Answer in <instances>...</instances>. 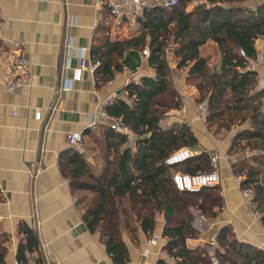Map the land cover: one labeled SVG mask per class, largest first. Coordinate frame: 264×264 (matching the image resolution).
I'll use <instances>...</instances> for the list:
<instances>
[{
    "label": "trees",
    "instance_id": "trees-1",
    "mask_svg": "<svg viewBox=\"0 0 264 264\" xmlns=\"http://www.w3.org/2000/svg\"><path fill=\"white\" fill-rule=\"evenodd\" d=\"M193 1L177 0L169 7L149 6L135 19L137 34L117 41L95 38L90 48V57L100 60L93 74L97 87L122 71L124 53L130 48H146L147 63L154 70L153 76H142L125 85L127 99L116 97L106 107L135 134L134 141L99 124L98 132L85 129L80 149L66 150L60 160L62 173L77 194L84 222L92 232L99 233L113 264L128 262L124 233L134 235L141 230L146 236L152 235L156 216L167 205L172 211L161 235L166 238L163 249L171 262L160 263L212 264L206 244L189 248L186 240L200 234L192 226L190 207L214 217L217 211L213 208L222 203L218 187L180 191L171 180L174 167L190 174L212 170L210 153L202 150L173 166L165 164L166 157L175 150L199 145L186 123H161L169 110L182 105L172 82L170 59L177 70L185 71L184 83L196 89L195 103L205 104L208 129L227 133L235 125L248 123L247 128L232 135L228 154L234 149L247 148L250 152L234 161L231 168L241 177L242 189L251 187L252 208L260 213L264 225V87L257 88V71L246 68V60L256 54V40L264 38V1L249 7L244 4L246 0H201L189 8ZM208 39L219 48L217 66L209 65L200 55L199 48ZM240 49L246 57L240 55ZM18 232L22 238L17 260H22L25 249L36 252L38 238L23 222ZM7 240L8 235L0 234V264L5 262ZM215 240L214 257L220 264H264V251L237 239L230 226L221 227Z\"/></svg>",
    "mask_w": 264,
    "mask_h": 264
},
{
    "label": "crops",
    "instance_id": "crops-1",
    "mask_svg": "<svg viewBox=\"0 0 264 264\" xmlns=\"http://www.w3.org/2000/svg\"><path fill=\"white\" fill-rule=\"evenodd\" d=\"M263 1L246 0L244 4L255 7ZM200 2L194 0L189 8ZM135 19H114L100 0H0L2 60L11 55V43L18 41L31 72L30 82L13 91H6L0 80V234L8 235L4 264L17 261L22 238L18 226L22 222L36 232L38 264H113L99 233L92 232L84 222L77 194L62 173L60 160L66 150L80 149L81 144H69L68 134L88 128L87 115L95 112L98 101L110 95L127 99L125 85L142 76H153L154 70L142 51L130 48L124 53L122 71L99 87L88 71H83L79 81L73 80L69 90L61 91L60 87L73 77L78 66L77 49L86 47L90 56L95 38L117 41L137 34ZM209 47L210 54L206 52ZM255 48L264 51V40L257 39ZM199 52L209 65L220 63V51L213 40L208 39ZM170 66L174 87L182 99L189 98L190 104L185 112L181 106L169 110L161 123L169 126L183 122L190 126L199 139V145L191 147L192 155L208 150L210 156H226L218 162L221 207L213 208L217 211L214 217L190 207L192 226L200 234L196 239H187L186 245L195 248L206 244L214 256L215 235L227 225L237 239L264 251V225L244 198L229 162L228 148L234 132L213 133L194 119L198 93L184 83L185 71L177 70L173 59ZM2 71L0 66V79ZM257 81L264 87V67L257 70ZM38 111L41 114L36 119ZM94 130L98 132L97 126ZM171 211L167 205L152 235L146 236L141 230L134 235L124 233L127 264L171 262L163 249L166 238L161 235ZM212 238L214 244L210 243Z\"/></svg>",
    "mask_w": 264,
    "mask_h": 264
},
{
    "label": "built area",
    "instance_id": "built-area-1",
    "mask_svg": "<svg viewBox=\"0 0 264 264\" xmlns=\"http://www.w3.org/2000/svg\"><path fill=\"white\" fill-rule=\"evenodd\" d=\"M101 3L106 5L109 9L110 15L116 20L122 19H135L137 16H141L145 9L152 5H160L163 7H169L174 5L177 0H100ZM264 40V38H263ZM20 42L14 41L11 43V55L5 61L2 60V53L0 52V66L3 67L1 74V83L6 91H13L20 86L26 85L30 82L31 72L30 63L28 58L19 49ZM69 48V47H68ZM69 50V49H68ZM78 52V66L74 68L73 77L66 79L62 82L60 87L61 91H67L71 88L72 81H79L83 71H88L92 75L97 67L100 65V60L97 58H91L87 54L86 47H80L77 49ZM145 57L148 56V50L145 48L142 50ZM240 55L246 57L244 50L240 49ZM260 67H264V51L256 49L254 57L246 60V68L249 70L257 71ZM95 84V80H93ZM113 97L107 96L97 102L95 106V112L87 115L88 117V128H95L99 124H104L110 127L112 130L119 134L126 136L127 140L132 142L135 140V134L130 128L123 122L120 117H117L106 110L107 105L112 102ZM190 104L189 98L185 97L182 99V105L180 110L185 112ZM40 111L35 113L34 117L38 119L40 117ZM207 116L208 111L204 103L195 104V117L194 119L199 123L207 127ZM82 133L71 132L68 134L69 144L80 145L82 143ZM193 151L189 146H183L174 152H172L165 159V164L173 166L180 163L190 156ZM221 159L226 160V156H221L218 153L210 156V163L212 170L197 172L194 174L173 171L171 173V180L174 186L180 191L198 192L204 187H213L220 183V174L218 170V162ZM235 180L237 184H240L241 177L236 176ZM242 194L246 199L248 205L252 208L253 203V192L251 187L242 189ZM253 209V208H252ZM257 212V211H256ZM257 216L260 219V213L257 212ZM151 239L150 242H154ZM210 243L214 244L215 240L212 238ZM14 264H38V256L35 251L29 249L24 250V257L22 260H17ZM212 264H220L216 257L212 256Z\"/></svg>",
    "mask_w": 264,
    "mask_h": 264
},
{
    "label": "rangeland",
    "instance_id": "rangeland-1",
    "mask_svg": "<svg viewBox=\"0 0 264 264\" xmlns=\"http://www.w3.org/2000/svg\"><path fill=\"white\" fill-rule=\"evenodd\" d=\"M206 52H208V53L210 54V47L207 49ZM213 56H214V52L211 53V56H210V57L213 58ZM259 87H260V84H259L258 81H257V88H259ZM262 109H264V98L262 99ZM247 127H248V123H245V124H243V125H235V126L233 127V129H232L230 132H234V133H235L236 131H238V130H240V129H242V128H247ZM230 132L225 133L224 131H222V132H220V134H228V133H230ZM234 150H236V151H234V152H232V153L230 154V160H229V162L231 163V165H232V163H233L234 161H236V160H240V159H243V158H245L246 156H249V155H250V152L247 151V148H246V149H243V150H239V149H234ZM174 170H176V171H181V170H179V169L176 168V167H174L173 171H174ZM196 199H197L196 197L193 198L194 201H197ZM190 211H191V210H190ZM159 215H160V214H158V215L156 216L157 219H158Z\"/></svg>",
    "mask_w": 264,
    "mask_h": 264
},
{
    "label": "water",
    "instance_id": "water-1",
    "mask_svg": "<svg viewBox=\"0 0 264 264\" xmlns=\"http://www.w3.org/2000/svg\"><path fill=\"white\" fill-rule=\"evenodd\" d=\"M64 50H65V42H63V53H64Z\"/></svg>",
    "mask_w": 264,
    "mask_h": 264
}]
</instances>
